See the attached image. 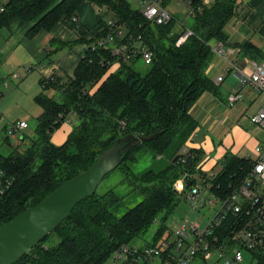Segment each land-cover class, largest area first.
I'll return each mask as SVG.
<instances>
[{
    "label": "trees",
    "instance_id": "trees-1",
    "mask_svg": "<svg viewBox=\"0 0 264 264\" xmlns=\"http://www.w3.org/2000/svg\"><path fill=\"white\" fill-rule=\"evenodd\" d=\"M82 1L5 0L0 9V27L17 17L32 22L28 30L32 36L40 29L49 30L61 17L71 19ZM88 1L113 10L114 25H108L107 30L113 39L105 42L106 46H88L69 81H61L56 75L40 79L41 91L34 99L42 110L34 135L21 150L18 145L8 154L0 152V188L10 180L0 193V224L38 203L61 181L85 170L119 135L132 130L153 134L142 144L156 156L169 148L172 141L183 143L194 128L189 107L202 91L212 87L204 73L211 54L209 41L226 42L224 26L232 16L234 0H215L210 5L191 0V33L179 45L175 43L179 35L171 34L172 19L161 24L152 22L141 8L131 9L125 0ZM122 29L124 35L119 33ZM155 32L166 38L169 35L168 45L159 43ZM138 36L153 52L145 73L133 67L135 59L141 56L139 50L133 51ZM122 44L127 45V57L113 53L112 46ZM241 48L252 59L264 60V54L249 42L241 44ZM114 62H118L117 70L110 71ZM47 90L59 93V99ZM69 113L76 115L79 123L64 142L56 145L50 136ZM118 120L124 123V128L118 126ZM142 146H134L122 154V170L129 172L133 155ZM187 153L190 166L177 162L182 155L179 152L156 171L149 168L133 177L127 172L122 182L143 197L120 216L112 208L121 204L123 195L113 188L83 198L52 230L58 236L56 244L45 243L49 233L13 264H103L119 246L131 245L160 213L163 220L171 212L179 197L172 186L174 180L183 171L193 173L203 156V151L191 148ZM253 161L225 154L218 162L219 171L209 178L197 170L209 180L210 191L224 196L247 174ZM191 184H195V179ZM164 230L160 225L149 243L154 244Z\"/></svg>",
    "mask_w": 264,
    "mask_h": 264
},
{
    "label": "crops",
    "instance_id": "crops-1",
    "mask_svg": "<svg viewBox=\"0 0 264 264\" xmlns=\"http://www.w3.org/2000/svg\"><path fill=\"white\" fill-rule=\"evenodd\" d=\"M125 1L131 9L141 8L133 7L129 0ZM200 1L204 5H210L215 0ZM166 4L163 5L166 7ZM102 7L109 9L105 4L83 0L76 9V20L61 17L49 30L40 29L32 36L28 35L32 22L21 21L17 17L0 27V86L6 88L9 82L11 83V88L3 95L0 94L3 96L0 97V129L4 132L2 136L0 135V141L12 144L10 141L12 140L11 150L18 145V149L21 150L29 142V138L23 132L24 129L15 135L8 132L13 121L19 119L26 121L24 117H9V106L15 104L17 100L24 104L35 103L40 109L37 110L38 118L42 109L34 97L41 91L40 79L56 75L61 81H69L73 77L83 51L88 46H92L93 42L96 44L97 40L101 39L104 41L101 46H106L108 44L105 42L113 39L107 30L108 21L113 20L114 13L112 12L113 15L104 21L100 12L97 11ZM232 12V16L224 26L226 42L209 41L212 46L221 42L228 49V53L224 57L212 52L204 67V73L212 82V87L202 91L188 109L194 127L199 130L197 133L199 139L195 147L204 151L205 154L208 152L206 147L212 142L217 145L216 149L219 152L218 143L230 138L231 133L238 138L245 137L253 140L257 143L256 146L264 145V129L249 120V115L264 105V92L246 85L242 87V99L233 104H228L226 101L227 94L238 85L235 72L226 68L227 60H233L239 68H245L246 59H252L241 48V44L245 42H249L258 52L264 54V0H234ZM106 32L107 35L103 37ZM124 32V29L119 30L120 35H124ZM117 66L118 62H114L111 69ZM220 74L223 78L216 82V77ZM49 91L52 90L46 92ZM6 99L9 105L4 107L3 102ZM63 125L62 123L58 128ZM51 135L52 143L61 144L54 142L53 133ZM235 137L233 140L236 142ZM183 149L187 151L190 148L185 145ZM212 152L209 153L211 156L203 155L197 164L203 163V167L206 168L215 167L221 160V155L216 151Z\"/></svg>",
    "mask_w": 264,
    "mask_h": 264
},
{
    "label": "built area",
    "instance_id": "built-area-1",
    "mask_svg": "<svg viewBox=\"0 0 264 264\" xmlns=\"http://www.w3.org/2000/svg\"><path fill=\"white\" fill-rule=\"evenodd\" d=\"M162 1L141 0L142 14L155 23L168 22L172 16ZM183 1L191 12L193 9L191 0ZM3 2L4 0H0V9ZM75 19L73 16L72 20ZM108 25L113 26L114 20L108 21ZM186 35L187 32L176 41L180 42ZM139 36L134 41L136 45L133 44V51L139 50L144 61L150 63L153 52L142 43L138 44L139 41L141 42ZM103 44V39L97 40L92 47ZM212 50L224 57L228 53V49L221 42L215 43ZM113 53L125 54L126 57L129 55L125 44L115 46ZM246 61V67L239 68L233 60H227L226 68L234 71L238 80L237 87L226 96L228 104L242 99V87L246 85L264 92V61L249 58ZM249 66L250 69H248ZM222 78V74L218 75L216 82ZM249 120L264 129V105L251 113ZM26 127L27 122L24 119L15 120L10 124L8 132L15 135ZM256 151L257 157L252 162L251 168L228 194L220 196L208 189L213 196L211 201L218 200L220 204L205 223L181 219L154 244L147 243L143 246L122 244L112 252L113 258L119 260V264H192L194 260L202 262L209 260L211 264L214 262L231 264L242 260L243 250H248L259 257L264 256V147L258 145ZM188 161V153L185 150L177 162L187 163ZM192 179H194L192 173L183 171L174 180L172 186L178 193L184 192L186 181L191 184ZM9 184L10 180L5 181L4 186L0 188V193ZM185 196L191 200V205L195 208L206 205L205 200L199 196V187L196 182L189 186ZM199 200L200 203H198Z\"/></svg>",
    "mask_w": 264,
    "mask_h": 264
},
{
    "label": "rangeland",
    "instance_id": "rangeland-1",
    "mask_svg": "<svg viewBox=\"0 0 264 264\" xmlns=\"http://www.w3.org/2000/svg\"><path fill=\"white\" fill-rule=\"evenodd\" d=\"M129 1L133 7H136V8L141 7V0H129ZM166 9L171 14V16H172L171 19L173 20L171 29H172V32H174V33H171V34H178L179 35L177 37V39H178L185 32H187V35L180 42L175 41V43L179 45L182 42H184L185 39L187 38V36L191 33V30L189 29V25L192 23V18L190 16L189 7L183 0H168V2L166 4ZM96 10H97V8H96ZM97 11L100 12L101 17L103 18L104 21H107L109 19V17H111L113 15V13H112L113 10L105 9L104 7H102V9L100 8V10H97ZM74 17L76 18V16H74ZM145 23H147V22L144 21V24ZM155 33H156V39L158 40L159 43H161L163 45H165V44L168 45V41L170 38L169 35L166 38V36H164V35L159 36V34L157 32H155ZM141 43L143 44L142 40H141V42L140 41L138 42V44H141ZM210 48H211V54H210V57H211L212 52H214V51L212 50V45H210ZM113 49H114V47H113ZM210 57H209V59H210ZM111 66H110V71L117 70V67L112 70ZM133 67H135V69H137L141 73H145L149 69L150 65H149V63H146L144 61L142 56H139L133 62ZM92 86H94V85H92ZM10 88H11L10 82H9V86L6 88L0 86V92H1L0 94L3 95ZM48 93L50 95H52L54 98L59 99V93H57L56 91H49ZM0 97H3V96H0ZM3 104H4L3 105L4 107H6V105H9L7 103V99L3 102ZM9 107H10L9 108L10 111L8 112L9 117H12V118L24 117V118H26L27 127L24 128L23 132L26 133L28 138L32 137L35 133V128L37 125V115H38L37 110H40L39 107H37L35 103L29 104L26 102V104H24L20 100H17L15 104L10 105ZM4 121H7V120L4 119ZM62 123L64 124L63 126H61L58 129H55L56 131L54 130L52 132L53 133V141L56 143H62V141L64 142L66 140V138H67L68 134L70 133V131L72 130V128L74 126L78 125L79 119L73 113H69ZM118 126H120L121 128H124L125 125L122 121L118 120ZM69 129H71V130L69 131ZM130 132H132V133L137 132V133H141L142 135H144V133L142 131H138V130H132ZM198 132H199V130L194 127L193 129L190 130V132L185 137L186 140H185V138L183 139L184 140L183 143L182 142L180 143V141L178 143L172 141V143L170 144V147L167 148L161 155H157V156H156V154L153 153V151L151 149H149L148 146L141 143L140 145H143V146L138 151H136L135 154L133 155L134 160L132 162H130L129 169H128L129 172L127 170H126V172H125V170H122L123 168L120 167V163H119L113 170L108 172L102 178V180L99 182V184L97 185L96 190L94 192L103 193V192L113 188L114 191L117 192L119 195H123L121 204H119L117 207L114 206L112 208L114 214L117 216H120L127 208L133 206L135 203L140 201L143 197L141 194L137 193L136 191L131 190V186H129L126 182H122V180L127 175V172L129 175L131 174V177H133L135 175H139L140 172H142V171L148 170L149 168H151L153 171H156L160 168H163L164 166H166L170 162L172 156L175 153H179V152L182 154L184 153L185 150L183 148L185 147V145H187L191 149H194L195 151L198 150V147H195V143L199 139L197 137ZM3 133H4L3 130L0 129V135L1 136ZM119 136H121V135H119ZM119 136H117V137H119ZM233 137H235V135L233 133H231L230 138L228 137L227 139L222 140L221 142L218 143V145H220L219 152L216 149L217 145L214 142H212V144H208V146H207L208 148L206 147L208 152H206V154H205L203 151V155L208 157V156H211V154H213L212 151H216V153L218 152L221 155L220 156L221 159L224 158L225 154L227 156L231 155V156H238V157H248L250 159L256 158L257 153H258L256 151V145H257L256 142H254L251 139L245 138V137H242V138L235 137V140H236V142H235L233 140ZM51 139H52V135L50 136V140ZM10 141L13 144V141L12 140H10ZM143 141H145V140H143ZM0 142H1L0 143V152L3 154H8L11 151L13 145L11 143L9 144L7 142H2V141H0ZM56 145H59V144H56ZM260 146L264 147V145H261V144H260ZM203 148H202V150H203ZM210 151L212 152L211 154H209ZM197 169H200L202 172H205L206 177L204 175H201ZM219 169H220V163H218L215 167L212 166L210 168L203 167V163H200L199 165L195 164V171L192 173V175H193V178L195 179V182L198 184L199 196L205 200L206 205H202V206L197 207V208H195L191 205V200L185 196V193L189 190L188 186H190V185H187V181H186L185 191L179 192V193L177 192V194L179 196V197H177L178 202L176 203L174 208L171 210V212H169L168 215L163 220L161 218L162 213H160L158 215L157 219H155L140 236H138L133 241H131V245L132 246H143V245L149 243L152 240L155 231L157 230V228L160 225H163L165 230L163 231V233H161V236H159V237H164L166 235V231L168 229H170L174 223H177L181 219L186 218V219H189L192 221H197L201 224L205 223L212 216L215 208H217L220 203L218 200L215 202L211 201V200H213V196L209 192L210 182H209V180L204 179L203 177L209 178L213 172L215 173V172L219 171ZM208 201H211V202L208 203ZM200 202L201 201L199 200L198 203H200ZM49 233H50V235L47 237V239H45V243L48 245L56 244L58 241V236L55 233H53L52 231ZM119 263H120V261L114 259L113 256L111 255L109 258H107V260L103 264H119ZM11 264H13V263H11ZM192 264H211V263L209 260H207V262L194 260L192 262ZM213 264H223V263L214 262ZM231 264H264V256L259 257V256L255 255L254 253H251L248 250H243L242 260H240L237 263H231Z\"/></svg>",
    "mask_w": 264,
    "mask_h": 264
},
{
    "label": "water",
    "instance_id": "water-1",
    "mask_svg": "<svg viewBox=\"0 0 264 264\" xmlns=\"http://www.w3.org/2000/svg\"><path fill=\"white\" fill-rule=\"evenodd\" d=\"M152 135L128 132L115 138L85 170L61 181L38 203L0 224V264L16 262L21 254L67 218L80 200L94 193L102 178L121 162L124 152ZM187 166H190V161Z\"/></svg>",
    "mask_w": 264,
    "mask_h": 264
}]
</instances>
